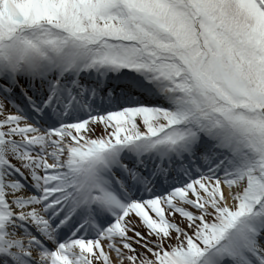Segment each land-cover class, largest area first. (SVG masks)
<instances>
[{"label":"snow or ice","instance_id":"1","mask_svg":"<svg viewBox=\"0 0 264 264\" xmlns=\"http://www.w3.org/2000/svg\"><path fill=\"white\" fill-rule=\"evenodd\" d=\"M0 264H264V0H0Z\"/></svg>","mask_w":264,"mask_h":264},{"label":"rangeland","instance_id":"2","mask_svg":"<svg viewBox=\"0 0 264 264\" xmlns=\"http://www.w3.org/2000/svg\"><path fill=\"white\" fill-rule=\"evenodd\" d=\"M100 131H101V129H99V128H98V129H97V133L99 134V133H100Z\"/></svg>","mask_w":264,"mask_h":264}]
</instances>
